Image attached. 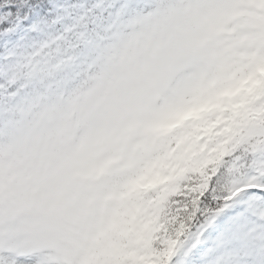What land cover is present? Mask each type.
I'll list each match as a JSON object with an SVG mask.
<instances>
[{"label": "snow or ice", "instance_id": "1", "mask_svg": "<svg viewBox=\"0 0 264 264\" xmlns=\"http://www.w3.org/2000/svg\"><path fill=\"white\" fill-rule=\"evenodd\" d=\"M0 264H264V0H0Z\"/></svg>", "mask_w": 264, "mask_h": 264}]
</instances>
